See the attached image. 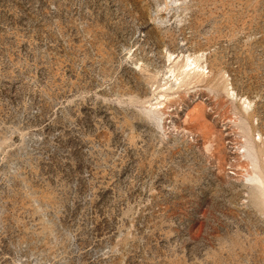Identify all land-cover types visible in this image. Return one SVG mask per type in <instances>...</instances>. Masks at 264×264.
I'll list each match as a JSON object with an SVG mask.
<instances>
[{"label":"rangeland","instance_id":"rangeland-1","mask_svg":"<svg viewBox=\"0 0 264 264\" xmlns=\"http://www.w3.org/2000/svg\"><path fill=\"white\" fill-rule=\"evenodd\" d=\"M0 264H264V0H0Z\"/></svg>","mask_w":264,"mask_h":264},{"label":"bare ground","instance_id":"bare-ground-1","mask_svg":"<svg viewBox=\"0 0 264 264\" xmlns=\"http://www.w3.org/2000/svg\"><path fill=\"white\" fill-rule=\"evenodd\" d=\"M201 68L202 66L197 60L188 57L186 64L183 66V71L175 77L176 81H180V83H182L185 82L187 79L202 75Z\"/></svg>","mask_w":264,"mask_h":264}]
</instances>
